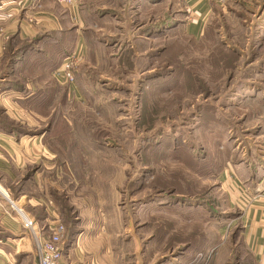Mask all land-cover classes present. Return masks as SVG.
<instances>
[{
    "label": "crops",
    "instance_id": "0c3cea01",
    "mask_svg": "<svg viewBox=\"0 0 264 264\" xmlns=\"http://www.w3.org/2000/svg\"><path fill=\"white\" fill-rule=\"evenodd\" d=\"M93 1L90 5L88 0H81L75 7L65 9L54 0H0V107L15 128L12 131L0 126V187L16 196L14 204L33 220L35 236L41 231L48 233L63 222L66 228L64 264H244L239 244L232 240L237 226L240 227L238 238L251 254L253 263L264 264V194L261 193L264 188V118L237 142L226 160L220 184L226 201V218L231 219L232 224L216 230L215 248L209 221L205 224L208 244L203 249L197 252L194 237L184 238L178 243L183 248L177 249L180 251L177 256H171L174 249H170L148 263L147 216L120 214L114 204L115 197L111 200L93 197L90 189L79 187L85 174L70 160L81 157L79 143L91 141L82 134L77 137L75 132L76 126L89 125L88 111L92 108L86 106L87 99L101 93L102 89L108 93L119 87L130 94L131 80L136 78L140 83L139 78L148 73L142 70L148 56V49L143 48L148 45V22L134 28L131 11L125 12V3L119 14L123 19L116 24L110 14L100 13L121 2ZM183 1L188 14L185 31L195 41L203 37L208 45L204 65L207 64L210 74L220 69L225 76L228 71L225 67L224 72L222 57L219 69L215 64L216 45L225 53L237 47L223 40L222 34L212 28L206 38L207 27L212 25L217 11L225 12L228 6H235L241 10V16L251 17L246 31L254 37L251 40L252 78L264 79V0H227L224 8L215 0ZM90 10L96 17L91 18ZM147 11V8L139 10V16H146ZM142 30L144 34L137 35V31ZM104 35L108 38L103 39ZM32 42L31 49L22 48ZM248 42L247 39L242 51L247 49ZM71 53L80 58L74 74L77 92L74 91L76 86L57 87L51 77L52 69ZM11 64V72L5 73L4 69ZM85 80L90 85H86ZM102 83L107 86L103 87ZM83 84L91 91L85 90ZM209 84L214 86L212 82ZM81 86L83 94L79 90ZM146 89L140 85V100ZM251 94L248 90L244 98H250L264 110V92L256 88ZM193 106L195 108L196 104L190 105ZM54 107L59 111L56 117L52 116ZM206 112L209 110L202 113L206 122L200 135H204V144H213L218 139L221 141V133L215 128L209 129L214 118L210 119ZM190 155L196 159L195 153ZM82 191L89 192L85 199L80 197ZM170 218V222L183 219L192 223L191 229L186 228L187 237L190 230L195 232L194 214ZM32 233L23 228L18 211L11 210L0 200V264H36ZM162 259L165 261L161 262Z\"/></svg>",
    "mask_w": 264,
    "mask_h": 264
},
{
    "label": "rangeland",
    "instance_id": "374dc122",
    "mask_svg": "<svg viewBox=\"0 0 264 264\" xmlns=\"http://www.w3.org/2000/svg\"><path fill=\"white\" fill-rule=\"evenodd\" d=\"M118 1L121 3L100 14H110L116 24H119L123 19L119 16L122 4L126 3L125 12L131 11L133 25H136L134 28L141 22H148V45L143 47L148 49V56L146 63L142 64V70L148 73L139 78L140 83L136 82L135 77L131 80L130 94L120 87L115 92L109 90L108 93L102 89L101 93H95L86 100V106L92 108L88 111L89 125L76 126L75 132L77 137L82 134L91 141L79 143L81 157L70 160L85 174L79 187L90 189L93 197L107 200L115 197L114 204L120 214L123 212L138 217L147 216L145 236H148V263L157 260L161 253H167L170 249H174L171 256H177V252H180L178 250L183 248L178 243L184 238L189 240L194 237L197 252L203 249L208 244L205 224L209 221L212 222V247L215 248L216 230L222 225L226 227L227 224H232L231 219L226 218V201L220 184L226 160L236 148L237 142L264 118L263 107L257 106L250 98H244L248 95V90L252 94L256 88L264 92V79L252 78L251 40L254 37L250 31H246L251 17L241 16V10L228 6L225 12L217 11L211 20L212 25L207 27L206 38H209V29L212 28L222 34L220 36L223 40L237 46L225 53L224 49L216 45V66L220 68L219 60L222 57L224 72L225 67H228L224 76L220 69L210 74L207 64L204 65L209 47L203 37L195 41L187 35L185 23L188 21V14L185 1ZM92 2L95 1L88 0L90 5ZM90 8L92 9L91 6ZM146 8L147 15L141 18L139 10L145 11ZM91 12L93 13L90 10L89 15ZM92 13L91 18L96 17ZM113 33L116 32L113 30ZM139 34H144L143 30L137 31V35ZM134 36L135 33L131 37ZM106 38L108 37L104 35L103 39ZM247 39L248 47L242 51L241 47ZM11 70L12 64L4 69L7 71L5 73H10ZM47 77L45 76L46 80ZM53 81L57 87H71L58 84L54 79ZM84 83L90 85L88 80ZM86 85L85 90L91 91ZM140 85L147 87L142 100L138 95ZM74 86V91L77 92V78ZM105 86L107 85L103 87ZM109 86L114 87L111 84ZM79 90L82 92V86ZM217 99H222V102ZM192 104H196V107L191 108ZM204 110H209L206 113L210 119L214 118L209 129L220 131L221 141L218 139L213 144H204V135H200L203 130L201 127L206 122L202 116ZM58 112L54 107L52 116L56 117ZM11 121L0 107V126L15 131ZM192 152L196 154L195 160L190 155ZM84 192L81 193V199L89 194ZM15 197L10 195L12 201ZM62 200L64 201L63 198ZM193 214L196 217L195 232L190 230L188 237L186 228L191 229L192 223L183 219L170 222V216ZM221 222L223 223L220 224ZM234 229L232 240L239 244L238 250L242 252L244 264H254L251 254L238 238L240 227ZM64 238L65 234L62 247ZM163 260L165 261L162 259L161 262Z\"/></svg>",
    "mask_w": 264,
    "mask_h": 264
},
{
    "label": "built area",
    "instance_id": "2783aa9c",
    "mask_svg": "<svg viewBox=\"0 0 264 264\" xmlns=\"http://www.w3.org/2000/svg\"><path fill=\"white\" fill-rule=\"evenodd\" d=\"M56 3L66 7H73L79 4L81 0H54ZM217 4L224 8L227 0H215ZM80 58L76 53H71L66 57L60 66L52 72L53 79L58 84L66 86H74L75 76L74 72L79 66ZM264 194V188L261 190ZM0 200L7 204L11 210H17L22 222L23 228L32 233L34 222L29 219L22 211L17 209L14 202L11 200L8 191L0 187ZM66 233L65 227L62 223H57L48 233L41 231L39 236L32 233L34 241V255L36 257V264H64L63 263V247L62 240Z\"/></svg>",
    "mask_w": 264,
    "mask_h": 264
},
{
    "label": "trees",
    "instance_id": "16d2710c",
    "mask_svg": "<svg viewBox=\"0 0 264 264\" xmlns=\"http://www.w3.org/2000/svg\"><path fill=\"white\" fill-rule=\"evenodd\" d=\"M33 45H34V42H32L31 44H27V43H25V45H23L22 48L25 49L26 47H28L29 49H31ZM61 63H62V62H61ZM61 63H60V64H61ZM60 64L57 65L56 67H54V68L52 69V71H53L55 68L59 67ZM14 87H15V86H14Z\"/></svg>",
    "mask_w": 264,
    "mask_h": 264
}]
</instances>
